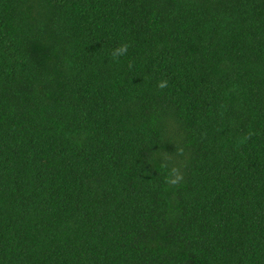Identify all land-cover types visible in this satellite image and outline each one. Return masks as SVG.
Instances as JSON below:
<instances>
[{
	"label": "trees",
	"instance_id": "1",
	"mask_svg": "<svg viewBox=\"0 0 264 264\" xmlns=\"http://www.w3.org/2000/svg\"><path fill=\"white\" fill-rule=\"evenodd\" d=\"M0 264H264V0H0Z\"/></svg>",
	"mask_w": 264,
	"mask_h": 264
},
{
	"label": "clouds",
	"instance_id": "2",
	"mask_svg": "<svg viewBox=\"0 0 264 264\" xmlns=\"http://www.w3.org/2000/svg\"><path fill=\"white\" fill-rule=\"evenodd\" d=\"M127 48H128V45H122L120 46L114 53H113V56L116 57L118 55H122V54H125L127 52ZM167 86V81H162L158 84V87L160 88H164ZM173 183H175V181H173Z\"/></svg>",
	"mask_w": 264,
	"mask_h": 264
}]
</instances>
